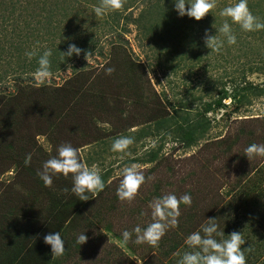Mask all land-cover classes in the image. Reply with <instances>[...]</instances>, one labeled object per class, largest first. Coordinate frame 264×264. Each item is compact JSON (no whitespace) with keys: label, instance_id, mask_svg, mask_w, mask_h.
Listing matches in <instances>:
<instances>
[{"label":"rangeland","instance_id":"obj_1","mask_svg":"<svg viewBox=\"0 0 264 264\" xmlns=\"http://www.w3.org/2000/svg\"><path fill=\"white\" fill-rule=\"evenodd\" d=\"M58 1L60 0H41L42 3L28 12L35 11V14L39 15L44 9V15L50 17L54 14L51 9H56ZM156 1L149 0L148 3H143L144 5L135 2L128 12L133 13L134 19L142 12L144 6L152 2L155 4ZM236 2L238 0H217V7L204 19L199 22L194 21L191 25L187 24L192 27L190 31L192 34L186 39L190 46L187 47L188 45L185 44L180 50V53L187 57H181L180 53L178 56L176 53L168 56L164 51L165 43L156 37L144 38L140 29L132 24L126 25L125 20L121 22L120 27L116 26L111 30L110 25H106L107 15H103L98 17V25L104 28H94L97 24V18L91 9L94 6L78 11L73 1L72 4L70 1L67 4L66 7L73 9L70 12L72 17L79 16L83 21L81 24H85L82 30L93 29L97 32V47L90 51L93 53L92 57L87 61L85 55H82L73 65L77 66L78 71H83L91 78L90 86L93 91L99 90L106 94V100L102 103L105 111L95 109L92 114L89 113L90 117L85 122L80 121V124L75 126L79 132L78 138H74L73 141L67 134L56 132L57 135L53 136L58 138L55 139V143L49 142L52 140L51 137L39 135L36 137L35 146L43 147L52 158L56 146L70 143L79 150L81 162L89 167L96 165L101 176L110 173L107 182L110 188L105 193L95 196L96 198L91 200L84 210L79 222L67 228L71 247L67 252L68 256L59 257L61 261L63 260L62 264H177L183 255V247L178 248V251H172L173 242L181 238L185 244L187 237L193 232L200 231L202 226L207 224L208 219H216L218 215L222 220L219 209L231 198L227 193L235 190L240 175L257 168H260L259 172L264 170V157H257L250 162L245 157V149L253 144V141L258 145L264 144V94L255 98L251 96V104L239 109L232 97L224 100L226 108L215 109L207 115L211 127L206 136L190 149L183 148L184 146L174 139L171 132L157 131L156 123H148L150 111L155 107L162 109V113L169 120L182 123L184 118L196 119L200 112L203 113L206 104H214L222 96L220 90L223 88L231 94L239 83L244 85L248 82L264 87V29L244 32L238 25H232L237 42L228 45L224 40V46L219 52L206 48L204 43L206 32L210 35L217 34L220 39H224L218 30L226 18L221 17L219 13L224 7ZM260 2L248 0V7L252 3L260 6L255 8L256 14L253 12L252 14L264 22V4L262 3L261 6ZM24 4L25 1L22 0L20 5ZM2 14L8 16L0 5V16ZM14 17L7 24L8 31L0 34L1 45L6 43L7 39L19 43L20 32L17 30L21 28L25 32L26 27L21 25L22 23L18 24L15 20L16 16ZM27 21L29 22L30 19L28 18ZM0 27H2L1 23ZM123 27H127V31L124 32ZM13 29H16V32H13ZM32 30L34 29L25 32V35H30L28 39L25 38L26 52L36 49L37 42L40 50L53 47L48 43L50 41L48 36L43 34L39 36L37 31L32 36ZM177 35L179 33L173 37ZM1 45L0 75L7 77L3 81L0 80V96L15 92L14 84L19 82L16 78H12L17 77L18 73L7 69V62L13 55L4 53L10 52L11 47ZM167 46L173 47L171 43ZM2 49L4 51H1ZM115 52L119 64L111 60ZM123 57H130L132 62L142 64V67L138 68L141 89L139 92H136L137 84L130 83L132 76L127 72L128 65L121 60ZM70 66L72 68V65ZM109 68L114 69L111 74L107 72ZM74 72L72 69L68 71L66 67L53 74L50 83L46 82L43 85L62 86ZM19 76L22 82L36 83L33 72L25 75L19 73ZM143 131L152 134L146 136ZM243 132L245 135H240ZM84 133L88 134L87 141L90 144L81 147L86 143L82 140ZM139 133H142L139 140L136 141L137 139L134 138V143L126 150V154L111 151L116 138L133 137V134L139 135ZM64 138H66L65 142L61 140L58 142L59 139ZM28 139L33 140V136H29ZM152 149H161L159 158L155 162L145 164L133 160L148 159ZM133 164L143 172L146 182L131 204L121 203L116 195L122 179L121 170ZM61 176L63 177V175L58 177ZM17 177L14 167L6 173H0V192H4L10 185H15L14 195L11 197L15 200L13 206L17 209L22 207L27 211L28 208L26 210L25 206L27 204L24 203V199H27L23 186L25 181L22 184H14ZM58 177L54 176L53 185ZM149 177L152 179L149 180ZM157 185L161 187L159 192L155 193ZM185 191L191 192V206L180 205L177 225L169 228L159 241L158 247L136 244L134 228L140 226L144 229L151 222L149 204L155 198L166 194H174L179 198L187 194ZM24 217L27 221L28 218L25 215ZM236 221L232 232L237 231ZM259 228L261 231L262 226ZM125 230L131 232L132 237L125 247H121L117 241L122 239ZM249 232H251L250 237L258 233L251 229ZM81 233H84L88 240L80 246L76 243V239ZM245 234L242 235L245 240L243 246L251 247L252 251L249 253L255 252L256 264H264V250L259 248L257 254L252 239L249 242L246 239L247 233ZM257 240L262 244L264 242L261 239L255 241ZM168 252L170 254L167 255Z\"/></svg>","mask_w":264,"mask_h":264},{"label":"trees","instance_id":"obj_2","mask_svg":"<svg viewBox=\"0 0 264 264\" xmlns=\"http://www.w3.org/2000/svg\"><path fill=\"white\" fill-rule=\"evenodd\" d=\"M24 1L25 4L21 6L22 0H9V3H7V0H1L2 11L8 13V16L3 14L0 16L2 25L0 34L8 31L6 29L8 22L12 21L15 18L14 16H16V22L18 24L22 23L21 25L26 27L25 32L34 29L31 32L32 36L37 31V35L41 36L43 34L50 38L48 43L53 46L51 48L52 56L50 57L52 74L63 70L69 65H72V70L75 72L70 78L65 80L62 86L41 85L37 87L34 82H22L19 73L24 75L31 72L34 73L38 67L39 55H42L47 49L40 50L37 42L35 50H37L38 55L29 61L25 55V38L28 39L30 35H25L21 28L17 30V32H20L19 43L16 44L12 40L7 39L5 41L10 42V44L7 42L3 45L0 44L1 46L9 45L11 47L9 49L11 50L10 52L6 51L4 53L13 55L7 62V69L18 73L17 77L12 78H16L19 81L14 84L15 92L0 96V173H6L14 167V172L18 176L14 184H22L25 181L23 186L27 199H24V203L28 205H25L26 210L28 208L27 211L22 207L17 209L13 206L15 200L11 199V197L14 195L15 185H10L4 192H0V264H62L63 260L61 261L59 257H52L51 247L44 243V237L49 233L59 232L65 242L63 255L68 256L69 253L67 252L71 247V242L68 238L67 228L79 222L91 200L109 190L110 187L107 182L110 173L107 172L101 176L105 185L104 190L96 197H92L89 194L90 200L88 201H80L71 192V174L68 178L58 177L54 181V185L45 187L37 172L42 170L43 164L50 159L51 154H48L49 152L43 147L35 146L36 137L45 135L52 138L49 142L54 141L55 143V139L58 138H53V136L57 135L55 134L57 132L58 134H67L73 141L74 138H78L77 134L79 132L75 129V126H78L80 121L85 122L90 117L89 113L92 114L95 109L105 111L102 103L106 100V94L99 90L93 91L90 86L91 78L87 77L83 71H78L77 66L73 65L80 56L97 47V32L93 29L82 30L85 25L81 24L83 21L79 16L75 15V17H72L73 15L70 12L73 9L66 7L69 1L71 4L73 1L76 6L75 9L78 11L86 7L91 8L92 6L94 7L91 9L94 11V8L99 6L100 0H60L56 9H51L54 14L50 17L44 15V9L39 15L35 14V11L28 12L29 10H34L36 6L42 3L41 0ZM173 1L157 0L155 4L152 2L146 7L144 6L142 12L133 19V13L128 12V10L134 6L135 2L143 4L148 3L149 0H124L123 7L120 10L105 14L107 15L106 25L109 24L111 30H113L116 26L120 27L121 22L125 20L127 21L126 25L132 24L140 29L144 38L153 39L156 37L165 43L166 49L164 51L168 56L175 53L178 56L181 47H184L185 44L186 46L188 45L187 37L192 34L190 32L192 27L187 24L190 23L191 25L195 20L187 16L180 17L175 11ZM259 1H261L259 5L262 6L264 0ZM187 7L189 6L186 4ZM257 7L260 6L253 3L249 5V9L253 14H256L255 8ZM127 12L128 15L126 14ZM94 16L97 18V24H95L94 28L103 29L104 27L98 25L99 18L95 14ZM46 17L49 18L45 19ZM28 18L30 19L29 22L27 21ZM127 27H123L124 32L127 31ZM13 32H16V29H13ZM77 33L81 35H77ZM176 33H179V35L173 37ZM53 41L58 42L54 43ZM168 43H171L173 47L167 46ZM69 44H75L82 49L79 57L73 55L71 58H64L61 56L60 52H66ZM1 51H4V49ZM115 54L117 52L112 54L111 60L117 62ZM180 55L181 57H187L181 53ZM121 60H123L125 65H128L127 72L132 76L130 83L137 84L136 92H139L141 89L139 88L140 76L138 75V68L142 67V64L132 62L130 57H123ZM6 77L1 74L0 80L3 81ZM220 94L222 96L214 104H206L203 113L200 112L196 119L184 118L182 123L171 121L162 113V109L155 107L150 111L148 123H156L157 131L167 130L171 132L174 139L184 146L183 148L190 149L198 144L208 133L211 122L207 115L215 109L222 110L226 108L223 103L224 100L232 97L237 109H239L251 104V96L255 98L263 95L264 87L248 82L244 85L239 83L231 94L228 93L226 88L220 90ZM143 133L146 136L152 134L151 132L148 133V131H143ZM141 135L142 133H139V135L133 134L132 136L138 141ZM240 135H245V133L243 132ZM29 136H33V140L28 139ZM87 138L88 134L84 133L82 140L86 143L81 147L90 144ZM65 139H59L58 142ZM57 147L54 148L56 149L54 156H57ZM160 152L161 149H152L149 152L148 159L140 160L135 158L133 160L145 164L153 163L158 160ZM29 154L31 155V160L26 164L25 160ZM259 170L260 168H257L240 175L235 190H230L227 193V195H231V198L219 209L222 220L220 216L217 215L216 217L219 225L218 231L224 232L223 237L216 236L218 241L227 239V236L233 230L234 221L237 220L235 225L237 231L241 232L243 236L247 233L248 237L246 236V239L249 242L252 239L251 242H253L254 250L257 254H259V248L264 250V242L262 244L260 240L255 241L256 239L264 241V170L262 169L260 172ZM160 187L159 185L155 186V193L159 192ZM66 188L68 192L64 191ZM185 192L191 195V192ZM181 206L185 207L183 204ZM24 215L28 218L27 221H25ZM261 226L262 230L260 231L259 227ZM249 229L258 233L256 235L252 234L253 236L250 237L251 232H249ZM183 241L179 238L173 242L172 251H178V248L180 249L181 247H183V253L189 251L190 249L186 243L183 244ZM241 248L243 250L248 247L242 245ZM168 254L170 253L168 252ZM245 257L246 264L257 263L255 252L249 253V251H245Z\"/></svg>","mask_w":264,"mask_h":264},{"label":"clouds","instance_id":"obj_3","mask_svg":"<svg viewBox=\"0 0 264 264\" xmlns=\"http://www.w3.org/2000/svg\"><path fill=\"white\" fill-rule=\"evenodd\" d=\"M124 0H100L99 6L94 8L95 15L101 17L107 13L115 12L123 7ZM186 4L189 7L186 8ZM175 11L180 17L187 16L199 22L204 19L213 9L217 7V0H174ZM219 15L226 18L222 27L218 30L219 34L224 37L205 33L204 43L206 48L219 52L224 46V40L228 45L236 44V36L233 34L232 25H238L244 32H253L264 29V22L260 18L254 16L248 7V0H238V2L224 7ZM231 21V23H229ZM82 49L75 44H69L66 52H60L64 58H71L73 55L79 57ZM26 57L31 61L33 57L38 55L37 50H32L25 53ZM92 52L85 53V59L89 61L92 57ZM52 50L47 49L38 58V67L33 73L36 86L39 87L46 82H51V61ZM72 69L68 66V71ZM114 69L109 68L108 74H111ZM134 143V138L131 136H120L116 138L112 144L111 151L114 153L126 154V150ZM245 157L250 162L257 157H264V144H251L245 149ZM123 157L121 156V159ZM31 160V155L26 158L25 163L28 164ZM71 174L72 188L80 201L90 200L89 194L92 197L97 196L104 190V182L101 178L96 165L91 167L81 162L79 150L74 148L70 143L62 144L57 149V156L47 160L42 167V170L37 172L39 178L43 181L45 187H51L53 177L63 175L68 178ZM122 179L117 188L116 195L121 203L131 204L146 178L138 166L133 164L125 166L121 170ZM152 179L151 177L148 178ZM68 192L66 188L64 190ZM191 197L188 194L177 198L174 194H166L162 197L155 198L150 204L151 222L142 229L140 226L134 228L136 234V244H147L152 247H158L159 241L166 234L169 228L174 227L178 223L180 215V205L191 206ZM219 225L217 219H208L207 224L203 225L200 231L190 234L185 243L190 249L183 253L177 264H246L245 251H252L249 246L247 249L241 248L245 244L241 232L233 231L227 236V239L218 241L216 236L223 237L224 232L218 231ZM203 233V235L201 234ZM132 233L125 230L122 233V239L117 243L121 247H125L131 240ZM88 237L81 233L77 236L76 243L84 245ZM44 243L51 247L53 258L63 256L65 252V242L59 232L49 233L44 237Z\"/></svg>","mask_w":264,"mask_h":264}]
</instances>
